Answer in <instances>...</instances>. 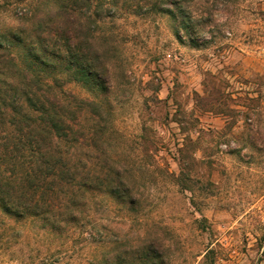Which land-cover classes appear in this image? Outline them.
I'll return each instance as SVG.
<instances>
[{
    "label": "rangeland",
    "instance_id": "obj_1",
    "mask_svg": "<svg viewBox=\"0 0 264 264\" xmlns=\"http://www.w3.org/2000/svg\"><path fill=\"white\" fill-rule=\"evenodd\" d=\"M86 1L74 42L107 86L64 88L101 105L86 141L133 203L95 189L57 231L0 214V264H264V0ZM38 2L0 0V33Z\"/></svg>",
    "mask_w": 264,
    "mask_h": 264
},
{
    "label": "trees",
    "instance_id": "obj_2",
    "mask_svg": "<svg viewBox=\"0 0 264 264\" xmlns=\"http://www.w3.org/2000/svg\"><path fill=\"white\" fill-rule=\"evenodd\" d=\"M81 2L39 0L25 25L0 33V214L45 222L51 231L59 218L74 223V210L95 189L133 203L104 141H86L105 132L101 105L64 88L73 78L107 86L99 55L74 42ZM58 69L68 81L52 75Z\"/></svg>",
    "mask_w": 264,
    "mask_h": 264
}]
</instances>
